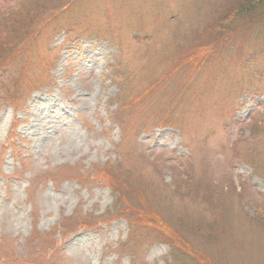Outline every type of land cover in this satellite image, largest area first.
Masks as SVG:
<instances>
[{
  "label": "rangeland",
  "instance_id": "1",
  "mask_svg": "<svg viewBox=\"0 0 264 264\" xmlns=\"http://www.w3.org/2000/svg\"><path fill=\"white\" fill-rule=\"evenodd\" d=\"M18 1L9 30L44 15L0 69V264H264V19Z\"/></svg>",
  "mask_w": 264,
  "mask_h": 264
},
{
  "label": "trees",
  "instance_id": "2",
  "mask_svg": "<svg viewBox=\"0 0 264 264\" xmlns=\"http://www.w3.org/2000/svg\"><path fill=\"white\" fill-rule=\"evenodd\" d=\"M32 1L33 0H19L18 3H17V5H18L17 8L18 9L16 11H18L19 9L20 10L22 9V11H23L22 14H24V12L29 10L30 5H33ZM262 1L264 2V0H237V5H235L236 4L235 3L231 7H228L227 10L229 11V9L231 10V9L235 8L234 10H237L239 12L242 11V13H243L242 16H244V20H241L240 22H244V23L248 24L245 28H246V30L248 32H250L255 26H257V25H259L261 23V20L264 19V11H261V9H259V8H261V6H259V5H261ZM41 2H42V0H41ZM38 3H40V1ZM68 3H70V1H68ZM15 4H14V6H15ZM35 7H36V5H35ZM35 7L32 9V11H31L30 15L28 16L26 22L24 21L25 23L22 25L21 29H18V31L17 30L13 31L15 29L14 26H10L11 28L9 30V26L3 24V23H5L4 22V18H2V17L0 18V33L3 32V31L8 33V35H6L4 37L0 36L3 39L5 38L4 40H1V43H0V69H2L1 68L2 67L1 64L5 63V60L6 61L10 60L9 59L10 57L13 58L14 51H12V49L14 48V45L16 44L14 42H16L19 39V37H21V38L27 37L28 38L29 35L27 33H30L29 32L30 29L28 30V28H30L32 26V24H33V26L35 25V23H39V25L40 24L43 25V22H41L40 19L44 15L43 14L44 10H42L43 7H44V3L39 4V5L37 4V7H40V8L42 7V9H41L42 12L39 11L40 14H39V12L37 11V9ZM259 11H261V12H259ZM15 15H18V12H16ZM225 17H226V15L224 17L222 16V18H223L222 20H224ZM245 17L247 19H245ZM15 18H14V21L11 20L13 23H10V24H14L15 23V26H16V24H18V23L16 22ZM49 18L50 17H48L46 19L49 20ZM38 19H39V21H38ZM9 21H10V19H9ZM44 22H46V20ZM172 32H173V30H172ZM172 32H171V34H172ZM16 34H19V35H16ZM23 34H24V36H23ZM16 38H18V39L15 41ZM175 50H176V47H175ZM179 56H180V52H177V54L176 55L174 54L172 57H176V59H177V58H179ZM177 60H173L171 66H175L176 67L177 64H179V62H177ZM192 61L194 62L195 60H192ZM175 62H177V63H175ZM5 64H3V65H5ZM199 65H194V67H198ZM175 69H177V68H175ZM2 72L3 71L0 70V77H3L1 75ZM149 76H151V74ZM162 80H164V78ZM116 192L118 193V191H116Z\"/></svg>",
  "mask_w": 264,
  "mask_h": 264
}]
</instances>
